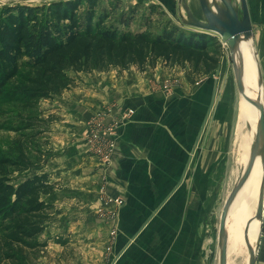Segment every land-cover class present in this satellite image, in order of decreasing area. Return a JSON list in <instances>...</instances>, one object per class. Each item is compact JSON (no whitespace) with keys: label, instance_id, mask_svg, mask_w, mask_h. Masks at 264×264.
<instances>
[{"label":"crops","instance_id":"crops-1","mask_svg":"<svg viewBox=\"0 0 264 264\" xmlns=\"http://www.w3.org/2000/svg\"><path fill=\"white\" fill-rule=\"evenodd\" d=\"M221 59L214 105L196 146L214 76L190 75L160 61L142 72L112 67L82 75L78 87L53 98L47 113L59 118L51 124V155L41 173L57 185L49 197L52 218L38 237L46 245L38 264H110L140 228L114 264H199L193 244L200 214L213 222L214 210L204 208L209 198L224 191L226 201L240 180L246 167L241 155L247 150L240 140H249L244 129L251 127L243 120L240 102L235 111ZM97 114H104L105 123L117 124L116 149L104 167L87 153L81 137L85 122ZM189 157L183 181L174 190ZM102 175L107 178L103 186ZM239 192L230 209L240 200ZM103 193L112 197L111 205L103 206ZM257 198L258 193L248 196V220ZM259 228L255 264H264V198Z\"/></svg>","mask_w":264,"mask_h":264},{"label":"trees","instance_id":"trees-1","mask_svg":"<svg viewBox=\"0 0 264 264\" xmlns=\"http://www.w3.org/2000/svg\"><path fill=\"white\" fill-rule=\"evenodd\" d=\"M57 0L41 5L0 7V98L6 90L20 96L33 111L41 100L62 95L74 87L71 74L120 72L134 67L144 71L158 61L166 68L187 70L190 75L214 74L222 56L221 44L206 34L166 22L159 33L128 28L139 4L125 10L120 0ZM149 15H164L155 4ZM147 22H151L150 18ZM24 70L21 81L16 82ZM25 127H36L26 118ZM49 154H45L46 156ZM43 157V156H42ZM16 141L0 155V264H38L45 243L38 237L52 218L49 197L57 183L47 173L17 181L10 172L39 170Z\"/></svg>","mask_w":264,"mask_h":264},{"label":"rangeland","instance_id":"rangeland-1","mask_svg":"<svg viewBox=\"0 0 264 264\" xmlns=\"http://www.w3.org/2000/svg\"><path fill=\"white\" fill-rule=\"evenodd\" d=\"M57 0H0V7L12 6L16 4L24 5H41L43 3H51ZM121 8L129 10L132 8L131 2L120 0ZM230 4L238 14L239 19L242 18L241 2L240 0H229ZM217 3L222 6L217 0ZM249 19L250 29L252 30V42L254 47V54H256L257 63L260 68L262 76V96L261 101L264 99V0H246ZM109 0H100V4L103 7L109 6ZM139 4L137 13L134 20L130 23L128 28L132 31L144 30L148 28L153 34L159 33L166 22L170 21L172 24L179 26L180 28L186 29L183 23H190V17L193 20L206 22V17L200 5V0H179L178 11L180 17L175 14V3L174 0H166L165 4L155 5L164 12V15L159 13L149 15L147 6L149 4ZM209 8L213 7V4L208 3ZM150 18V23L147 22ZM188 30V29H186ZM223 49V59H221L223 76L227 79V85L230 92L234 93V108L237 112V106L240 102V95L237 90L236 81L234 79L231 60L229 58V52L225 45L221 44ZM25 74L24 70L20 71V76L16 78V82L21 81L22 75ZM86 73H79L75 76L74 87H78L81 83L80 78ZM213 76V74L211 75ZM53 106V98L48 100H41L37 108L33 111L27 110L23 107V101L20 96L14 95L11 91L6 90L4 95L0 98V155L8 154L9 148L14 141L16 144L23 146L29 158L33 161H41L39 170L28 171V172H10V176L15 178L17 181H21L25 177H30L33 174H40L44 163L47 158L51 155V146L49 142L50 133L52 132L51 124L59 118L54 113H47ZM41 118L42 121H37L36 127L27 128L25 127L26 118ZM35 121V120H34ZM249 131V127L244 129V133ZM83 142V141H82ZM49 154L46 156L45 154ZM43 156V157H42ZM232 161L234 162V156ZM101 181V180H100ZM102 184V183H101ZM103 186V185H102ZM105 202L108 205L113 203L112 197L103 193ZM224 191L216 197H211L208 200L207 206L210 207L214 212L212 213L214 221L207 216H202L199 229L197 233V244H193V252L199 253V264H218V224L219 216L225 202ZM103 203V201H102ZM260 229V228H259ZM194 237V235H193ZM257 242V241H256ZM256 248V243H255ZM227 264H246V251L245 248L237 247L234 252L229 253V242H228V254Z\"/></svg>","mask_w":264,"mask_h":264},{"label":"water","instance_id":"water-1","mask_svg":"<svg viewBox=\"0 0 264 264\" xmlns=\"http://www.w3.org/2000/svg\"><path fill=\"white\" fill-rule=\"evenodd\" d=\"M221 3V7L223 8L224 13H230V16H228L227 20H217L216 23L213 22L214 16L211 13V10L207 3H205V0H200L201 8L204 12V15L206 17L207 23H202L197 20H193L190 17L191 22L190 23H183L184 27L186 29L206 34L212 38H215L220 44L225 45L229 52V58L231 60V66L232 71L234 75V79L236 81V86L239 94L253 107L258 109V120H257V127H256V133L252 144V149L249 154L248 162L246 164V167L244 169V172L240 178V180L237 182V184L234 186V188L231 190L229 196L227 197L221 213L219 217V224H218V264H227V252H228V236L226 231V223L228 220V214L230 210V206L235 199L237 193L240 191V189L243 187V185L246 183L248 178L250 177L255 161L257 157L260 158L261 166H262V177L259 185V191H258V198H257V206L256 211L254 213V216L246 222L245 228H244V240L246 242V246L248 248L249 257L247 264H255V256L256 251L252 249V247L247 243V230L252 220H261L262 212H263V198H264V106L261 101H259V98L262 96V76L260 72L259 65L257 63L256 54H255V60H256V67H257V76H258V87L260 88V91H258L257 99L252 100L245 94L244 90V84L242 82L243 78V67H242V58L239 53V43L240 41L247 40L249 38H252V30L250 29V19H249V13L247 8L246 0H240L241 2V12H242V18L241 20L238 17V14L230 4L229 0H218ZM178 2L179 0H176V8L178 9ZM237 56V59H236ZM221 66L217 67L215 70L213 76H214V83H213V89H212V95L210 104L205 116V119L203 121V124L201 125V129L199 131V134L197 135V138L195 140V146L200 138V135L202 133L203 127L206 123V120L212 110V107L214 105L215 101V95L217 91V85H218V78L220 75V69ZM194 151V149L192 150ZM190 157L188 158L187 164L185 165V168L183 170V173L177 182L174 190L182 183L183 178L185 176L186 170L188 168V165L190 163ZM142 228H140L131 238L130 241L127 243V245L122 249L112 260L110 264H114L116 260L119 258L120 254L125 250V248L130 244L132 240L136 237V235L141 231Z\"/></svg>","mask_w":264,"mask_h":264},{"label":"bare ground","instance_id":"bare-ground-1","mask_svg":"<svg viewBox=\"0 0 264 264\" xmlns=\"http://www.w3.org/2000/svg\"><path fill=\"white\" fill-rule=\"evenodd\" d=\"M210 2L213 4V7L210 8L211 13L214 16L213 22L216 23L217 20H227L228 16H230V13H224L223 8L220 7V5L217 3V0H205V3L207 4ZM238 48L240 56L242 58V82L244 84L245 94L252 100H256L260 88L258 87L257 67L252 39L249 38L247 40L240 41ZM240 97V110L243 115V120L249 122V125L251 126L249 127L248 131L249 140H247L246 137L245 139L241 137L240 140V142H243V144H245L247 148L246 152L244 151L245 154L242 153L240 161L241 165L244 167L246 165V162L248 161V153L250 149L249 143H251L250 141L254 140L256 133L258 109L250 105L241 95ZM259 101H261V98H259ZM261 177L262 166L260 158L257 157L248 182L246 183L244 188L239 192L241 194V196H238L240 197V200H237L233 203L229 211V217L226 223V231L228 236L227 238L229 242V253L234 252L237 247H241L242 245L246 251V264L248 262L249 252L246 246V242L244 240V228L247 220L251 216L250 211L248 210V196L249 194H252L253 198L257 197ZM259 231V221L255 219L252 220L247 230V243L254 250L256 249L255 243L257 241Z\"/></svg>","mask_w":264,"mask_h":264},{"label":"built area","instance_id":"built-area-1","mask_svg":"<svg viewBox=\"0 0 264 264\" xmlns=\"http://www.w3.org/2000/svg\"><path fill=\"white\" fill-rule=\"evenodd\" d=\"M103 115L104 114L94 115L85 122L84 130L81 135L87 153L96 158L101 167L110 164L118 140L117 124L105 123L103 121ZM100 179L102 185L107 182L105 175H102ZM101 201H103V206L108 205L104 197H102Z\"/></svg>","mask_w":264,"mask_h":264}]
</instances>
